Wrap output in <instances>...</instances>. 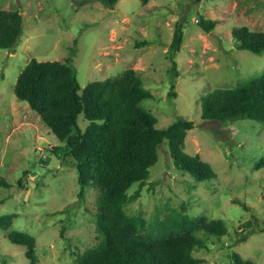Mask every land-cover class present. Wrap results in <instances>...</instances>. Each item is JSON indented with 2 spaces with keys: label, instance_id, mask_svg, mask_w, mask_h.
Segmentation results:
<instances>
[{
  "label": "rangeland",
  "instance_id": "1",
  "mask_svg": "<svg viewBox=\"0 0 264 264\" xmlns=\"http://www.w3.org/2000/svg\"><path fill=\"white\" fill-rule=\"evenodd\" d=\"M0 9L25 14L21 40L14 51L0 48V264H31L26 246L13 243L17 229L37 238L40 264H78L79 254L97 247L100 190L81 184L75 158L15 84L32 58H72L81 91L92 81L136 69L154 98L142 106L167 127L179 117L195 121L185 151L211 163L216 177L200 180L174 162L168 142L143 185L129 194L128 214L142 216L147 232L179 214L222 219L228 233L206 234L202 222L191 228L206 238L195 250L201 264H234L236 252L264 264V123L241 118L224 122L202 117V96L217 88L236 87L264 73V52L241 48L235 26L264 31V0H119L114 8L101 0H0ZM200 14L217 19L207 32ZM182 49L170 52L178 25ZM149 41L137 46L138 42ZM78 117L81 130L89 126ZM247 233V240L243 235Z\"/></svg>",
  "mask_w": 264,
  "mask_h": 264
},
{
  "label": "trees",
  "instance_id": "2",
  "mask_svg": "<svg viewBox=\"0 0 264 264\" xmlns=\"http://www.w3.org/2000/svg\"><path fill=\"white\" fill-rule=\"evenodd\" d=\"M114 8L119 0H101ZM148 3L149 0H142ZM19 9H0V48L16 50L23 33ZM207 31L215 30L218 20L198 17ZM234 38L241 48L264 52V31L247 25L233 28ZM184 28L179 24L170 52L182 49ZM145 40L137 46L148 43ZM15 92L38 112L53 132L66 142V154L75 158L81 184L80 196L87 186L99 190L97 228L103 235L101 243L79 254L78 264H201L195 255L206 238L195 233L199 221L207 235L221 237L228 233L222 219L207 222L203 217L179 214L166 219L159 229L147 232L142 216L130 215L125 206L141 195L129 194L135 183L143 185L150 178V168L159 159V149L168 142L175 164L200 180L216 177L210 162L201 155L185 151L186 137L195 121L179 117L167 127H158L157 116L142 106V101L154 98L134 68L125 69L116 77L90 82L82 91L72 58L66 61L32 58L20 72ZM202 117L224 122L241 118L264 123V73L236 87L217 88L202 96ZM89 120L81 130L78 117ZM13 222L11 214L1 215L0 224L7 228ZM13 243L26 246L31 264H40L37 238L24 231L11 230ZM247 240V233L243 235ZM234 264H254L240 254H233Z\"/></svg>",
  "mask_w": 264,
  "mask_h": 264
},
{
  "label": "water",
  "instance_id": "3",
  "mask_svg": "<svg viewBox=\"0 0 264 264\" xmlns=\"http://www.w3.org/2000/svg\"><path fill=\"white\" fill-rule=\"evenodd\" d=\"M22 18H23L22 25H23V27H24V22H25V14H22Z\"/></svg>",
  "mask_w": 264,
  "mask_h": 264
}]
</instances>
